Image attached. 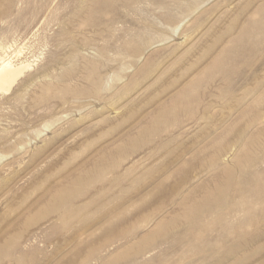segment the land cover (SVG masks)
<instances>
[{
	"label": "rangeland",
	"instance_id": "374dc122",
	"mask_svg": "<svg viewBox=\"0 0 264 264\" xmlns=\"http://www.w3.org/2000/svg\"><path fill=\"white\" fill-rule=\"evenodd\" d=\"M4 49L0 264H264V0H0Z\"/></svg>",
	"mask_w": 264,
	"mask_h": 264
},
{
	"label": "bare ground",
	"instance_id": "6f19581e",
	"mask_svg": "<svg viewBox=\"0 0 264 264\" xmlns=\"http://www.w3.org/2000/svg\"><path fill=\"white\" fill-rule=\"evenodd\" d=\"M7 51L8 49L4 51L5 54L0 56V91L4 92L9 91L25 70L30 67L27 60H17Z\"/></svg>",
	"mask_w": 264,
	"mask_h": 264
}]
</instances>
